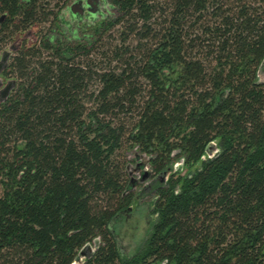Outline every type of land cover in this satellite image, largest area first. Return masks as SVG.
Returning a JSON list of instances; mask_svg holds the SVG:
<instances>
[{
  "label": "trees",
  "instance_id": "trees-1",
  "mask_svg": "<svg viewBox=\"0 0 264 264\" xmlns=\"http://www.w3.org/2000/svg\"><path fill=\"white\" fill-rule=\"evenodd\" d=\"M85 1L0 0V264H264V0Z\"/></svg>",
  "mask_w": 264,
  "mask_h": 264
},
{
  "label": "rangeland",
  "instance_id": "rangeland-1",
  "mask_svg": "<svg viewBox=\"0 0 264 264\" xmlns=\"http://www.w3.org/2000/svg\"><path fill=\"white\" fill-rule=\"evenodd\" d=\"M12 47L14 46H10L7 51H10ZM262 77L264 79V71ZM133 159L137 160V164L135 163L131 166L129 172L130 178L135 183L133 190L137 193L138 189L149 184L150 171L147 167L148 161L144 156L133 157ZM141 198H138L140 201L134 205L131 214L123 218L116 225L117 231L124 239V247L130 254L136 253L144 247L151 224L148 206L145 203V199L143 197Z\"/></svg>",
  "mask_w": 264,
  "mask_h": 264
},
{
  "label": "water",
  "instance_id": "water-1",
  "mask_svg": "<svg viewBox=\"0 0 264 264\" xmlns=\"http://www.w3.org/2000/svg\"><path fill=\"white\" fill-rule=\"evenodd\" d=\"M85 10H87L89 13L92 15L95 14L97 6L95 2H98V0H86L85 1ZM74 14H77L78 11L83 12L82 8H79V5H76L74 8ZM15 48L12 47L10 51H6L3 56L0 59V74L7 68L9 58L11 56L12 51H14ZM16 85V81L12 80L11 82L8 83V85L5 86L3 91L1 92L0 95V103H3L7 100L8 96L11 94L13 88Z\"/></svg>",
  "mask_w": 264,
  "mask_h": 264
},
{
  "label": "flooded vegetation",
  "instance_id": "flooded-vegetation-1",
  "mask_svg": "<svg viewBox=\"0 0 264 264\" xmlns=\"http://www.w3.org/2000/svg\"><path fill=\"white\" fill-rule=\"evenodd\" d=\"M3 56V55H2ZM1 56V57H2ZM1 57H0V59H1ZM6 70V69H5ZM4 70V71H5ZM4 71L0 74V95H1V92L3 91V89L5 88V86L6 85H8V83L9 82H11V80L10 79H6L5 77H4ZM10 96V95H9ZM9 96H8V98H9ZM7 98V99H8ZM4 103V102H3ZM3 103H0V105H2Z\"/></svg>",
  "mask_w": 264,
  "mask_h": 264
}]
</instances>
